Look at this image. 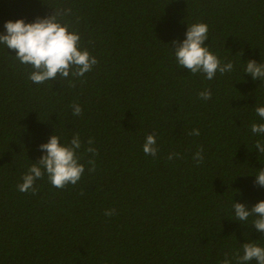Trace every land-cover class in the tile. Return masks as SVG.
I'll return each instance as SVG.
<instances>
[{
    "label": "trees",
    "instance_id": "16d2710c",
    "mask_svg": "<svg viewBox=\"0 0 264 264\" xmlns=\"http://www.w3.org/2000/svg\"><path fill=\"white\" fill-rule=\"evenodd\" d=\"M54 8L71 9L65 22L99 63L80 78L35 84L31 66L0 45V264H220L243 243L264 246L253 217L242 225L232 207L264 200L254 176L264 136L250 127L264 122L255 113L264 83L243 71L264 62V0H0V33L8 20L33 22ZM196 22L232 72L207 80L178 66L172 41ZM205 89L209 100L199 98ZM153 132L155 158L142 148ZM55 133L61 143L79 133L81 179L57 189L45 176L35 195L20 192Z\"/></svg>",
    "mask_w": 264,
    "mask_h": 264
},
{
    "label": "clouds",
    "instance_id": "9594fccd",
    "mask_svg": "<svg viewBox=\"0 0 264 264\" xmlns=\"http://www.w3.org/2000/svg\"><path fill=\"white\" fill-rule=\"evenodd\" d=\"M53 8V7H52ZM71 15L70 8H54L53 14L46 17H36L33 22H25L24 19L15 21L8 20L4 24L5 33H0V45H5L7 49L15 51V58L23 65H29L32 71L28 75L35 84H44L47 81L68 80L80 78L85 73L90 72L93 66L99 61L90 54L86 48L80 46V34L72 28L70 23L65 22V17ZM71 29V30H70ZM185 39L182 41H172V54L180 68H186L193 75L203 74L207 80L215 78L217 72L221 75L232 72L234 65L231 61L222 62L221 59L209 50L205 45L208 40V25L202 22L187 24ZM244 73L250 74L253 80H260L264 83V62L258 63L255 60H248L243 69ZM69 84L75 87L72 80ZM199 98L209 100L212 97L210 89L199 92ZM73 116H80L82 108L78 103L72 104ZM255 113L264 121V106L257 105ZM251 132L254 135L264 136V122L252 123ZM199 129H193L189 135H199ZM89 147L85 152L91 153L93 157L98 155V149L92 147L93 139L87 141ZM82 147L79 133H76L68 143H61V138L56 133L51 135L47 143L39 145V149L44 153L38 161L33 162L21 176L17 189L20 192L36 194V181L47 176L50 184L63 189L67 185H76L85 171L84 164L80 163L81 156L78 154ZM259 154H264V142L257 140L254 145ZM145 155L156 157L158 152L155 132L148 134L143 143ZM203 148L201 147L193 156L197 164L203 162ZM178 153L170 154L169 160ZM92 165L90 172H94L95 160L89 159ZM255 184L264 187V168H260L254 175ZM233 211L235 220L241 222L248 221L253 217L251 226L257 232L264 233V200L257 202L249 208L244 203L233 201ZM115 210H106L105 215L111 216ZM242 225H245L241 223ZM241 250L236 251L225 258L220 264H264V246L255 241H248L242 244Z\"/></svg>",
    "mask_w": 264,
    "mask_h": 264
}]
</instances>
